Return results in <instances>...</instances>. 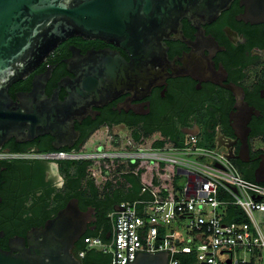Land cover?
I'll return each mask as SVG.
<instances>
[{"label": "flooded vegetation", "instance_id": "flooded-vegetation-1", "mask_svg": "<svg viewBox=\"0 0 264 264\" xmlns=\"http://www.w3.org/2000/svg\"><path fill=\"white\" fill-rule=\"evenodd\" d=\"M258 11H264V0H234L211 22L183 19L184 40H168L167 52L170 66L184 67L187 74L168 78L150 93L125 92L93 107L75 122L71 146L56 148L52 135L22 143L9 140L0 152V248L10 251L13 239L28 244L31 230L54 219L74 199L86 218L91 213L88 231L108 232L113 202L107 192L116 195L115 206L125 196L116 187L100 191L98 202L89 204L90 169L85 164L91 153L136 135L198 133L231 154L242 176L264 184V20H257ZM73 49L83 55L111 49L130 61L125 51L105 41L70 38L28 79L14 84L11 95L30 92L33 77L56 65L46 86L51 97L62 79L75 78L65 63ZM67 96L62 88L60 99Z\"/></svg>", "mask_w": 264, "mask_h": 264}, {"label": "water", "instance_id": "water-1", "mask_svg": "<svg viewBox=\"0 0 264 264\" xmlns=\"http://www.w3.org/2000/svg\"><path fill=\"white\" fill-rule=\"evenodd\" d=\"M233 1L0 0V152L12 138L22 143L44 135L55 137L58 149L71 146L75 122L82 121L93 107L125 92L150 93L168 78L187 74L184 67L170 66L167 41L184 40L183 19L211 22ZM255 17L262 22L264 11ZM74 37L105 41L125 51L130 61L111 49L85 55L73 49L65 63L75 78L62 79L51 97L46 86L56 65H48L33 77L30 92L11 95L14 84L28 79ZM62 88L69 92L64 100L59 97ZM114 210L124 208L117 205ZM91 217L90 212L87 218L81 212L78 200H71L54 219L29 232L28 244L13 239L10 251L0 248V264H85L73 250L92 229ZM110 237L107 233L105 238ZM127 264H170L169 251H136L135 261L129 262V215Z\"/></svg>", "mask_w": 264, "mask_h": 264}, {"label": "built area", "instance_id": "built-area-1", "mask_svg": "<svg viewBox=\"0 0 264 264\" xmlns=\"http://www.w3.org/2000/svg\"><path fill=\"white\" fill-rule=\"evenodd\" d=\"M91 154L90 169L140 175L142 193L150 198L120 204L124 210L111 214L110 239L83 237L81 258L98 250L112 256L110 264H116V256L117 264H127L129 215L130 263L136 251H169L170 264H182L177 255L194 251L184 245L195 241L205 250L203 256L196 250V264H263L264 232L256 215L264 216V184L246 180L227 151L204 147L200 137L187 135L181 143L157 136L128 138ZM232 205L241 207L249 221L227 223ZM181 231L192 237L185 240Z\"/></svg>", "mask_w": 264, "mask_h": 264}, {"label": "trees", "instance_id": "trees-1", "mask_svg": "<svg viewBox=\"0 0 264 264\" xmlns=\"http://www.w3.org/2000/svg\"><path fill=\"white\" fill-rule=\"evenodd\" d=\"M143 136H151L150 133H146V135ZM142 136L136 135L135 139L139 140ZM165 138L169 139L170 141H174L176 143H181L183 141L184 136H174L167 132H165ZM208 141V146H216L215 142L211 138H205ZM94 164L93 161H88L85 164V167H87V170L90 169V167ZM123 176V181L121 182V186L119 187V191L124 194V199L119 201L120 204L127 203V202H134L139 200H144L150 198L148 194L142 193V183H141V176L140 175H134V174H125L121 175ZM81 175H79V178ZM246 180H250L249 178L243 176ZM111 190L110 184L106 188V192L108 190ZM88 193L89 198L88 202L89 204H95L99 200L100 196V190L95 185V182L92 179H89V186H88ZM108 199L111 200L113 203L108 207L109 212H114L115 208V199L117 198L116 195L111 194V191H108ZM227 223L232 222H239V223H246L248 222V218L244 211L239 206L232 205L228 208L227 211V217L225 219ZM111 225H109L108 232L111 230ZM108 232H105L103 234H100L99 232H91L88 231L87 234L84 236H92V237H102L105 239ZM78 244V243H77ZM76 244V247L74 248L73 252L74 255L80 259L85 264H110L112 261V256L110 254H105L98 250H90L86 252L85 257L81 258L79 253L82 250H85V244L83 242V239L80 240L79 245ZM260 255V254H259ZM177 258L180 260L182 264H196L198 261V252L196 250L192 252H185L177 255Z\"/></svg>", "mask_w": 264, "mask_h": 264}, {"label": "rangeland", "instance_id": "rangeland-1", "mask_svg": "<svg viewBox=\"0 0 264 264\" xmlns=\"http://www.w3.org/2000/svg\"><path fill=\"white\" fill-rule=\"evenodd\" d=\"M101 137V136H100ZM102 138V137H101ZM201 142H202V146L207 147V148H215V146H208V141L205 138H201ZM91 149H88V151H90ZM91 152V151H90ZM89 179H92L95 181V184H97L98 188L100 191H106L107 188V183H111L112 184V189L116 188V187H120L122 184L121 182L123 181V176L121 175H115L112 172V176L110 177H106L105 174H103V176L99 173V169L97 168H92L89 170ZM147 175L144 176V178H146ZM256 218L259 222V224L261 225V228L264 232V216H261L259 214L256 215ZM181 235L185 238V240L190 239L192 236L189 234L187 235L186 231H181ZM194 240V239H193ZM184 249L185 250H198L199 255L203 256L205 253L204 250V246L197 243V242H190V241H186V245H184ZM263 264H264V258H263Z\"/></svg>", "mask_w": 264, "mask_h": 264}, {"label": "crops", "instance_id": "crops-1", "mask_svg": "<svg viewBox=\"0 0 264 264\" xmlns=\"http://www.w3.org/2000/svg\"><path fill=\"white\" fill-rule=\"evenodd\" d=\"M144 194V193H143ZM149 196V195H148ZM150 197V196H149ZM149 199V198H148ZM144 200H147V199H144ZM115 211V210H114ZM194 250V249H193Z\"/></svg>", "mask_w": 264, "mask_h": 264}]
</instances>
